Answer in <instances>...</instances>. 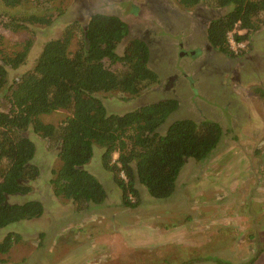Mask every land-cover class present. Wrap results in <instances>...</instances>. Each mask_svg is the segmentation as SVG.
Instances as JSON below:
<instances>
[{"label": "rangeland", "instance_id": "rangeland-1", "mask_svg": "<svg viewBox=\"0 0 264 264\" xmlns=\"http://www.w3.org/2000/svg\"><path fill=\"white\" fill-rule=\"evenodd\" d=\"M213 1L187 8L179 0H41L10 9L0 0V20L6 23L25 14L53 16L49 26L20 20L26 28L14 31L0 25V47L9 54L33 40L26 61L9 71V83L33 69L44 43L60 37L67 26L79 29L80 36L92 15L117 16L129 28L117 53L124 55L135 39L145 41L149 68L158 81L135 97L97 94L107 111L121 114L176 100L178 107L160 127L161 134L181 119L217 122L224 131L206 160H187L169 198L151 197L137 181L141 201L133 208L123 206L121 190L103 163L104 149L94 146L85 169L102 183L107 198L83 209L54 193L58 148L29 131L40 175L26 196H10L9 201L39 200L45 212L0 231V240L9 234L20 237L8 255L0 256V264H216L205 260L216 256L232 264H264V14L262 27L244 41L235 42L236 32L228 33L231 57L208 39L210 22L227 12ZM0 107L9 108L2 98ZM65 118L58 111L42 121L59 125Z\"/></svg>", "mask_w": 264, "mask_h": 264}, {"label": "trees", "instance_id": "trees-1", "mask_svg": "<svg viewBox=\"0 0 264 264\" xmlns=\"http://www.w3.org/2000/svg\"><path fill=\"white\" fill-rule=\"evenodd\" d=\"M1 1L12 9L35 6L41 0ZM179 1L190 8L204 0ZM213 2L227 12L210 22L208 39L214 48L234 57L228 33L235 31V41L242 42L250 32L258 31L263 25L264 0ZM52 17L25 14L20 20L49 26ZM20 20H0V25L14 31L25 29ZM237 29L247 33L238 35ZM77 30L73 25L67 26L60 37L46 41L34 68L12 83L9 71L26 61L33 40H27L13 55L0 47V98L9 106L0 107V231L15 222L39 218L45 212L39 200L9 201L10 196H26L31 191L29 184L40 175L33 163L36 145L29 138L31 130L58 148L61 165L51 179L54 193L72 200L79 209L88 203L100 205L107 198L102 183L85 169L93 157L94 146L104 149L102 160L121 190L123 206L133 208L141 201L137 181L151 197L169 198L187 160H206L223 138L219 123L191 119L177 120L161 134L160 127L178 107L176 100L121 114L109 113L97 94L119 92L135 97L158 81L149 68V47L145 41L135 39L120 56L117 46L128 35L129 28L117 16L94 14L80 36ZM75 38L77 48L72 50ZM115 65L121 68L112 70ZM58 111L66 113L59 125L42 121L44 115ZM19 241L17 234L0 240V256L8 255ZM205 260L232 264L217 256Z\"/></svg>", "mask_w": 264, "mask_h": 264}, {"label": "built area", "instance_id": "built-area-1", "mask_svg": "<svg viewBox=\"0 0 264 264\" xmlns=\"http://www.w3.org/2000/svg\"><path fill=\"white\" fill-rule=\"evenodd\" d=\"M235 41V40H234ZM236 42V41H235ZM231 43V42H230ZM239 44V43H238Z\"/></svg>", "mask_w": 264, "mask_h": 264}, {"label": "flooded vegetation", "instance_id": "flooded-vegetation-1", "mask_svg": "<svg viewBox=\"0 0 264 264\" xmlns=\"http://www.w3.org/2000/svg\"><path fill=\"white\" fill-rule=\"evenodd\" d=\"M187 54H188V52H187ZM191 55V54H190Z\"/></svg>", "mask_w": 264, "mask_h": 264}]
</instances>
